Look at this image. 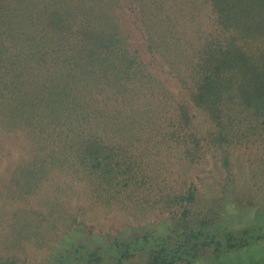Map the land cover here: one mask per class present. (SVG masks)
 <instances>
[{"label":"trees","instance_id":"1","mask_svg":"<svg viewBox=\"0 0 264 264\" xmlns=\"http://www.w3.org/2000/svg\"><path fill=\"white\" fill-rule=\"evenodd\" d=\"M259 138L264 0H0V154L23 140L24 195L57 173L133 220L169 214L163 235L72 246L53 264H194L264 241V226L223 219L243 205L229 149ZM207 151L226 176L209 168L200 202Z\"/></svg>","mask_w":264,"mask_h":264},{"label":"rangeland","instance_id":"2","mask_svg":"<svg viewBox=\"0 0 264 264\" xmlns=\"http://www.w3.org/2000/svg\"><path fill=\"white\" fill-rule=\"evenodd\" d=\"M171 87L175 84L165 76ZM198 123V121H197ZM253 138V137H251ZM21 143L12 140L0 154V260L16 259L26 264H47L76 245L92 249H107L114 240L124 241L149 232L166 233L168 213L163 210L132 219L118 205L107 208L89 194L85 187L64 180V175L52 174L32 195H24V185L13 170L29 156ZM25 146V145H24ZM25 148V147H24ZM23 148V149H24ZM18 149L22 151L18 155ZM230 171L238 183V195L243 205L240 211L229 208L223 217L230 229H243L251 225L264 226V138L230 148ZM219 151H207L198 165L196 182H201L199 201L212 198L209 189L215 179L209 177L210 168L224 180L226 170L221 166ZM223 193L219 190L218 197ZM235 206V205H234ZM236 207V206H235ZM82 225L71 231L70 225ZM78 225V224H77ZM144 254L122 264H144ZM76 264V263H71ZM84 264V263H81ZM100 264H116L104 259ZM194 264H264V241L254 246L215 256L207 254Z\"/></svg>","mask_w":264,"mask_h":264}]
</instances>
